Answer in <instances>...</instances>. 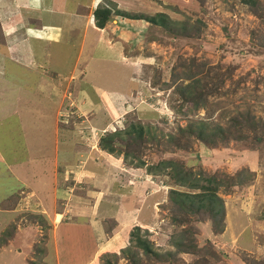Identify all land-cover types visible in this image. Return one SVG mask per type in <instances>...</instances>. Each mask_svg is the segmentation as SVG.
<instances>
[{
  "label": "rangeland",
  "instance_id": "rangeland-1",
  "mask_svg": "<svg viewBox=\"0 0 264 264\" xmlns=\"http://www.w3.org/2000/svg\"><path fill=\"white\" fill-rule=\"evenodd\" d=\"M255 2L117 7L165 14L161 28L115 15L116 4L106 1L99 4L111 10L99 33L104 43L91 30L71 44L27 34L24 42H39L24 48L22 40L9 60L0 56V264H130V257L136 264H264V0ZM74 5L0 0V22L9 26L2 25L0 45L13 28L36 22L66 37ZM54 6L61 10L44 13ZM82 12L91 11L74 13ZM130 125L141 127L139 142L133 132L113 140L115 154L99 148L101 136ZM189 126L202 127L208 142L189 135ZM239 172L240 185L216 192L221 220L212 224L203 208L179 211L180 193L198 192L189 184L233 181ZM135 234L157 257L141 253Z\"/></svg>",
  "mask_w": 264,
  "mask_h": 264
},
{
  "label": "trees",
  "instance_id": "trees-1",
  "mask_svg": "<svg viewBox=\"0 0 264 264\" xmlns=\"http://www.w3.org/2000/svg\"><path fill=\"white\" fill-rule=\"evenodd\" d=\"M107 3L112 8L115 7V4L113 2L107 1ZM241 3L244 5H248L249 7H252L256 2H255V0H241ZM125 13L124 12L122 13L118 8H115L114 12H113V14H115V15L125 16L129 19L144 18L147 23L154 25V26L161 27V28L167 27L166 21L168 18L165 14L161 13V14H154L152 16H148V15H142V14H127V13L125 14ZM110 14H111L110 7L104 8L101 5L96 6L94 8V10L92 11V20H93L94 26L98 29H102L104 27L105 23L107 22ZM201 128L202 127L198 128L196 130H192L189 126L186 130L188 131L189 135H193V137H195L197 140L206 144L208 142V140H206V138H208V137L203 134V130ZM133 132H136V133H133ZM220 132L221 131L218 128V129L214 130L213 134L215 136V135H218ZM108 133L99 138L98 145H99V148L101 150L105 151L106 153L115 154L116 150H115L114 144H113V140L115 138L121 137L122 134L130 137V134L133 133L134 138H132L131 141H132V143H136V141L139 142L140 133H142V129L138 125L137 126L130 125L129 128L124 130V132H113V133H109V134ZM123 156H125V155L123 154ZM141 164L142 163H139V165H141ZM240 174L241 173L239 172L236 175L235 179L234 180L232 179L233 181H227V180L217 181V178H215L214 176H210V177L205 178V180H204L205 185H200V184H196V183L189 184V187L198 190V192L193 193V194L181 192L180 193L181 199L176 202L179 211L184 212L183 213L184 215H186L187 213L188 214H196L197 212H200V210L203 208V209L208 210L212 224H214L216 222L215 217L216 218L218 217L221 220L223 218L222 202L220 199H218L216 197V192L219 189V187H221V186H224L225 189H229L230 186L233 184H237V185L239 184L240 185L241 182H240V180H238L240 178L239 177ZM173 192L174 191H172V193ZM213 202H217V204L219 205V208L216 211H213V209L211 207ZM136 230H138V228H136ZM130 235H131V233H130ZM133 236H134V234H133ZM135 246L141 250V253L144 256H146V258L152 259L153 257H157V254L154 253L150 249V247L147 243V240H145V238H144V240L137 238L136 234H135ZM177 246L181 248V251H186L188 249L186 244L178 243ZM191 248H193V246L190 247V249ZM169 255L170 254H168V253L165 254V256H169ZM128 261L130 262V264H136L132 260L131 257L128 259ZM107 264H111V263L107 262Z\"/></svg>",
  "mask_w": 264,
  "mask_h": 264
},
{
  "label": "crops",
  "instance_id": "crops-1",
  "mask_svg": "<svg viewBox=\"0 0 264 264\" xmlns=\"http://www.w3.org/2000/svg\"><path fill=\"white\" fill-rule=\"evenodd\" d=\"M25 1H27V0H25ZM73 1L75 2L76 6L74 5V8L70 11L69 14H67V21L64 23V25L66 24V26L69 28L68 31L66 32V34H67L66 37L63 38L61 36V31H60V29L57 26H54V25H49V26L41 25V26H39V22H36V24L31 23V25L25 26V28L23 30H21V32L18 29L11 27V28H13L12 29L13 32L8 33L7 35H5L4 39H3L4 45L3 46L0 45V56L6 57L9 54V50H11V48L13 49L15 44H17L18 42L20 44V42H22V40H23L22 38H25L27 34H30L31 37H40L41 39H44L43 42H45V43H46V41H47V43L50 42V41H55L54 39L58 38V40L60 42H63V43L66 42L67 44H71V43H73L75 41H78V37L77 36L79 34L82 35L81 38H83V40H84L85 39L84 38L85 32L88 31V30H91L93 32L94 31H98V32H94L96 34V42L104 43L103 42L104 41V39H103L104 36L101 35V34L99 35V33L103 30V28L102 29H98V28L94 27L93 24H91L90 27L88 26V23H90V20H92V15H91L92 9H94L98 4H102L103 2L110 1V2L115 3L117 7H120L123 10H127V9L132 8V6H134V4L136 3L137 0H87L86 3H84L83 6L79 5V4H81V0H73ZM75 7L76 8L79 7V9L80 8L84 9V7L90 8L91 12L87 13L88 15L84 14L85 12L84 13L83 12L82 13H74L75 9H76ZM58 10H61V7L60 6L59 7L58 6H54V7H50V9H45L44 13L51 14V12L58 11ZM32 14L34 15V16L32 15V19H34L33 21H40L39 20L40 19L39 16H41L40 14H38V13L37 14L32 13ZM83 15H87V18H85V21H82V19H81V17H84ZM71 21L75 24L74 27H72L70 25ZM92 22H93V20H92ZM1 23L2 22H0V31L1 32H2L1 29H3L2 25L5 26L4 27L5 29L9 28V26L6 24L5 21H4L3 24H1ZM72 30H76V32L74 33L76 35H74L72 33L73 32ZM46 36H49L51 38H46ZM31 37L28 36V38H27V40L25 42L23 40L22 44H23L24 48H26V43H28V45L30 44L32 46L33 43L39 42L38 40H36L34 38H31ZM27 48L29 49V46ZM19 53H22V52H18V50H16L14 52L15 56L14 55L13 56L16 59H20L21 62L24 63L25 60L23 61L22 54L20 55ZM86 54L88 55V52H86ZM6 59H8V56L6 57ZM0 63H1V59H0ZM2 70H3V68H2V64H1L0 65V76H1ZM20 165H25V164H20ZM10 166H12V165H10ZM10 171H11L12 174H15L14 171L12 170V167H11ZM42 171H44V170H42ZM33 173H34V171H30V172H27L26 174H27V176H31V180L30 181H32L34 186L36 184H37L36 186H42L38 182H36V184H34L35 181H33L34 178L32 177ZM49 177H50V175H49ZM45 180L50 184V186H48V187H51V185H52L51 179L49 181V180H47L45 178ZM31 196L33 197L35 195L31 192V193H29V199L31 198ZM11 203H12V201H11ZM17 203H20V201L18 200ZM70 248H72V247L70 246ZM96 248L98 249V246ZM87 260L88 259L86 258V260H84L83 262L86 263ZM83 262H81V263H83ZM79 264H80V262H79Z\"/></svg>",
  "mask_w": 264,
  "mask_h": 264
},
{
  "label": "clouds",
  "instance_id": "clouds-1",
  "mask_svg": "<svg viewBox=\"0 0 264 264\" xmlns=\"http://www.w3.org/2000/svg\"><path fill=\"white\" fill-rule=\"evenodd\" d=\"M115 4V3H114ZM97 6H99V4L97 5ZM116 8H117V6H116ZM94 10V9H93Z\"/></svg>",
  "mask_w": 264,
  "mask_h": 264
}]
</instances>
